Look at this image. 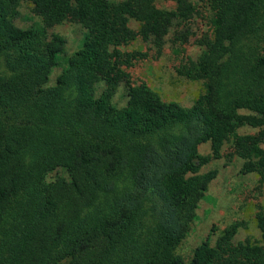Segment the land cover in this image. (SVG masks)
Instances as JSON below:
<instances>
[{
    "label": "trees",
    "instance_id": "obj_1",
    "mask_svg": "<svg viewBox=\"0 0 264 264\" xmlns=\"http://www.w3.org/2000/svg\"><path fill=\"white\" fill-rule=\"evenodd\" d=\"M21 1L41 24L16 26ZM164 1L174 8L0 0V264H264V208L259 241L235 244L234 225L188 261L177 253L217 175L201 169L225 145L245 173L264 179V0ZM201 10L210 27L201 53L177 73L202 93L184 108L135 83L128 69L147 54L124 49L142 39L161 51L175 24ZM64 21L87 34L48 85L65 44L49 28ZM122 83L128 101L119 108L112 100ZM58 170L69 178L47 181Z\"/></svg>",
    "mask_w": 264,
    "mask_h": 264
},
{
    "label": "rangeland",
    "instance_id": "obj_2",
    "mask_svg": "<svg viewBox=\"0 0 264 264\" xmlns=\"http://www.w3.org/2000/svg\"><path fill=\"white\" fill-rule=\"evenodd\" d=\"M201 5L200 0H192ZM160 8L172 9L174 4L164 0H156ZM19 15L14 20L21 29L41 24V18L34 13L33 6L27 1H21L18 7ZM131 27L138 29L136 22ZM206 12L200 11L189 22L175 24L166 37L161 51L152 43L137 39L124 50L129 52L146 53L145 59H139L128 69L135 83L145 82L157 91L167 102H176L184 108L193 106L195 100L202 93V83L189 81L177 73L182 64L196 61L201 53L199 39L209 31ZM50 34H59L64 38L63 52L58 57V65L52 70L48 85H53L57 77L67 67L69 58L84 44L87 30L79 23L64 21L49 28ZM187 36L182 40L181 36ZM99 86L97 94L103 91ZM127 84L122 83L114 97L113 104L119 108L124 107L128 101ZM256 129L245 127L240 133H255ZM230 145L223 148V156L212 159L203 166L201 172L216 171V177L211 181L204 199L197 208V218L192 230L184 242L178 247L177 253L186 261L190 260L193 252L201 243L209 240L214 245L224 230L231 226L237 227L234 243L247 239L259 241L260 232L256 225V215L264 208V179L257 173H245L244 161L238 157H231L228 153ZM200 154H211L209 143L199 147ZM58 178L68 179L63 170L52 172L47 181L52 182Z\"/></svg>",
    "mask_w": 264,
    "mask_h": 264
}]
</instances>
